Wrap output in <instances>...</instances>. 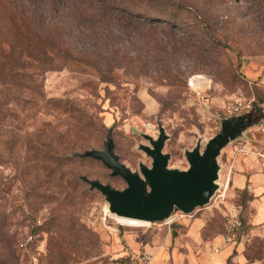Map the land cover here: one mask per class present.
Segmentation results:
<instances>
[{"label": "rangeland", "instance_id": "rangeland-1", "mask_svg": "<svg viewBox=\"0 0 264 264\" xmlns=\"http://www.w3.org/2000/svg\"><path fill=\"white\" fill-rule=\"evenodd\" d=\"M238 100L264 116V0H0V264H133L144 250L203 264L237 208L227 264H264V172L236 151L254 147L258 127L219 158L222 186L232 169L226 198L172 223L120 224L81 179L126 188L78 154L103 150L111 132L139 171L160 127L169 168L186 170L185 152L204 150Z\"/></svg>", "mask_w": 264, "mask_h": 264}, {"label": "water", "instance_id": "water-1", "mask_svg": "<svg viewBox=\"0 0 264 264\" xmlns=\"http://www.w3.org/2000/svg\"><path fill=\"white\" fill-rule=\"evenodd\" d=\"M263 119L253 110L223 119L221 131L205 143L204 150L199 141L193 150L185 152L189 165L186 170L169 168L171 156L163 152L168 135L163 127L157 139L147 137L149 146H140L152 159V165L140 163L139 171H132L121 162L110 132L103 150H86L78 156L102 162L111 171V177L125 181L126 188L120 190L85 176L81 179L91 191L97 190L105 197L108 211L116 217L159 223L171 220L175 211L190 215L209 205L222 189L219 158L223 150L233 142L244 140L247 131L261 126Z\"/></svg>", "mask_w": 264, "mask_h": 264}, {"label": "built area", "instance_id": "built-area-1", "mask_svg": "<svg viewBox=\"0 0 264 264\" xmlns=\"http://www.w3.org/2000/svg\"><path fill=\"white\" fill-rule=\"evenodd\" d=\"M252 110H254L253 102H249L247 100H238L233 104H231L226 109L225 114H226V118H231L237 115L245 114ZM255 133L257 135L253 134V137L255 139V145L253 148L247 149L246 146L242 148L241 147L242 144H239L236 147V151L238 153L244 155H250L254 157V160H256L258 167L264 172V125H261L258 128H256ZM231 175H232V169L229 170L227 181L222 186V189L217 192L218 194H216L214 198H218V199L226 198V193L230 185ZM240 214H241L240 208L230 210L228 214L227 232L224 235H222L221 242L213 247V251L216 254L220 253L228 246L237 244V238L242 226L240 220ZM172 221H174L173 216L172 219L166 221V223H172ZM32 240L33 237L29 236L27 240L24 242V244H22V246L27 245ZM153 262H154L153 254L144 250L134 260L133 264H153Z\"/></svg>", "mask_w": 264, "mask_h": 264}, {"label": "crops", "instance_id": "crops-1", "mask_svg": "<svg viewBox=\"0 0 264 264\" xmlns=\"http://www.w3.org/2000/svg\"><path fill=\"white\" fill-rule=\"evenodd\" d=\"M252 174H253L252 180H257V181L262 180L263 175H261L260 173H253L252 172ZM246 179H247L246 175H243V174L240 175L238 173H235V175L233 176V186L235 188H237V190L243 189L245 187ZM237 249H239V248H237ZM151 251H149V252H151ZM233 251H234V246L233 245L228 246L223 251H221L220 253L213 254L212 256L205 259L203 264H227L228 261L230 260L231 256H232V254H233ZM151 253L153 255H155V261L153 264H163V262L161 261V258H160V256H161L160 250L155 251V252L152 251Z\"/></svg>", "mask_w": 264, "mask_h": 264}, {"label": "bare ground", "instance_id": "bare-ground-1", "mask_svg": "<svg viewBox=\"0 0 264 264\" xmlns=\"http://www.w3.org/2000/svg\"><path fill=\"white\" fill-rule=\"evenodd\" d=\"M191 84L192 85H194V79H192V82H191ZM119 218V219H118ZM117 218V220H118V222L121 224H124V225H126V226H130V227H141V226H149L150 224H152V223H148V222H138V221H136V222H133V221H129L128 219H126V218H120V217H118Z\"/></svg>", "mask_w": 264, "mask_h": 264}]
</instances>
